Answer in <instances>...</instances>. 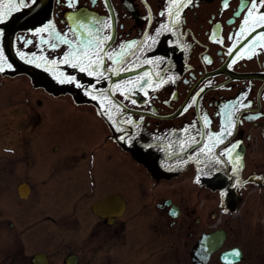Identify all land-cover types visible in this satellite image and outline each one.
I'll return each instance as SVG.
<instances>
[{
  "label": "flooded vegetation",
  "instance_id": "af4514ba",
  "mask_svg": "<svg viewBox=\"0 0 264 264\" xmlns=\"http://www.w3.org/2000/svg\"><path fill=\"white\" fill-rule=\"evenodd\" d=\"M251 7V0H0V74L24 75L71 109L54 118L58 105L47 106L52 131H43L42 100L26 106L20 122L18 111L0 116L10 127L0 132L8 140L0 149L21 151L23 169L0 211L9 233L1 264L19 257L36 264L35 253L49 264L53 254L33 242L41 222L55 217L30 221L29 209L55 206L60 216L67 203L74 221L85 215L109 236H144L128 263L264 264V27L256 26L264 7L249 16ZM66 119L71 154L60 164L57 128ZM34 139L43 152L30 150ZM59 168L69 170L71 196L33 197L34 180L56 186ZM110 194L117 202L98 215L93 203ZM84 252L69 253L80 264Z\"/></svg>",
  "mask_w": 264,
  "mask_h": 264
},
{
  "label": "rangeland",
  "instance_id": "374dc122",
  "mask_svg": "<svg viewBox=\"0 0 264 264\" xmlns=\"http://www.w3.org/2000/svg\"><path fill=\"white\" fill-rule=\"evenodd\" d=\"M39 100H42L41 107H43L45 110L43 131H52V126H50L51 117H49V115L53 114L46 113L48 111L47 106L54 107L58 105L60 107L59 108L57 106L56 109H58L57 112L59 113H56L55 116L53 115L54 118H57L58 116L67 117L68 115H70V105L65 98L55 99L53 97L43 95L39 89L33 88L30 85L28 79L24 75L12 77L0 76L1 117L7 118L10 116H20V122V119L25 115L26 106L30 105L31 103L36 105L37 103H39ZM15 111H18V113L15 114L16 116L11 114ZM67 123L68 119H66L65 122L61 123L59 125V128H57L59 130L60 127L61 129H64V136H62L60 140V143L62 145V149L60 152V164H69L67 158H69L71 154V152L69 151L71 137L68 130L69 125ZM8 128H10L8 124L4 122L0 123V132H8ZM6 143H8V140L6 138L0 137V144ZM30 143L33 144L30 147V150H32V152L36 153L39 151H44L43 149H41L40 145H42V143L39 141V139L30 140ZM20 157L21 151L9 152L5 151L4 148L2 150L0 149L1 212H5V207L9 205L8 195H15V193H17L16 183L22 177L21 171L23 170L19 169ZM10 160L13 161V165L16 166L12 170H9L10 166H8L11 162ZM46 162L47 161L45 159V163ZM36 172L37 174L41 175V172L39 170L36 169ZM68 173L69 170L67 168H59V172L57 171V174H52L51 170L50 172H45L44 176L41 178L47 179L49 176L51 177L53 175L57 181V187L51 183H45L41 186L39 181L34 180L33 183L35 185V188L32 189V196L42 197L44 198V200L59 195L60 197L71 196L69 193V184L68 182H66ZM9 182L12 183L11 188L7 187V185H9ZM11 190L12 193H9L11 192ZM31 198L29 199L30 206L32 205ZM33 201H35V199H33ZM69 205L70 204L68 203L67 205H61V208L59 210L60 216L55 215V211L53 210L55 206L51 208L48 205L45 206L44 204H41V207H43L44 209H41V207H38L37 209H29V212H33V214L28 215L30 221H33L32 219H41L47 213L51 214V217H55L54 223L52 220H43V222H41L40 228L37 231L39 237L36 241L33 242L35 244L34 247H44V249L53 254L49 264H62L64 256L79 247L85 248V257L80 264H133L132 262L128 263L129 253L135 247V245L143 242L142 237L144 236H140V241H137L138 238L136 236H129V234L127 233L122 236H109L99 228L101 224H99L98 222H92V219H89L88 216L84 215L77 221L69 218V215H72ZM93 225L95 226L93 227ZM96 227H98V229ZM7 234L9 233L4 228L0 229V244H4L6 242V238L4 237V235ZM1 249L3 248H0V250ZM27 252L28 251H26V253ZM132 252L133 251H131V254ZM6 259H9V256L6 253H3V251H0V264L3 263V260ZM23 259L25 260L24 256ZM15 261L17 262V264H23L22 257H19V260Z\"/></svg>",
  "mask_w": 264,
  "mask_h": 264
},
{
  "label": "water",
  "instance_id": "95a60500",
  "mask_svg": "<svg viewBox=\"0 0 264 264\" xmlns=\"http://www.w3.org/2000/svg\"><path fill=\"white\" fill-rule=\"evenodd\" d=\"M23 70H25L26 72H29V74L33 75V73H31L32 69L27 68L26 66L23 68ZM18 191L20 196L24 197L28 194L29 192V188L27 186V183L22 182L19 184L18 186ZM117 194H110L108 196H105L101 199L96 200L93 203V210L103 216L105 215V210L104 207H107L110 204H115L117 202V199L115 198ZM44 253H35L32 255V260L34 261V263L36 264H45L46 263V258L44 257ZM63 264H77V257L75 254H68L64 260H63Z\"/></svg>",
  "mask_w": 264,
  "mask_h": 264
},
{
  "label": "snow or ice",
  "instance_id": "6c2138e0",
  "mask_svg": "<svg viewBox=\"0 0 264 264\" xmlns=\"http://www.w3.org/2000/svg\"><path fill=\"white\" fill-rule=\"evenodd\" d=\"M251 3H252V7L249 9V12H248L249 16L253 15L254 10H256L258 8V6L264 7V0H251ZM260 21H264V14H260L259 21L257 22V25H256L258 27H264V23H260ZM244 24H248V18L247 17L245 18ZM242 31H243V29H242ZM260 35L264 36V33H261ZM231 52H232V49L230 48L229 53H231ZM0 55H2V54H0ZM0 71H3V69L0 68ZM228 134L230 135L231 133L229 132ZM233 147H235V145ZM234 255L238 256L239 253L236 252V253H234Z\"/></svg>",
  "mask_w": 264,
  "mask_h": 264
}]
</instances>
